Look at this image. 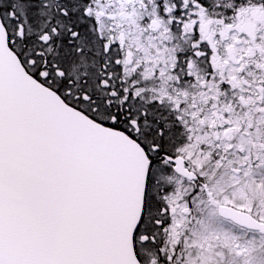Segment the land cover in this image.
I'll return each instance as SVG.
<instances>
[{
	"label": "snow or ice",
	"instance_id": "6c2138e0",
	"mask_svg": "<svg viewBox=\"0 0 264 264\" xmlns=\"http://www.w3.org/2000/svg\"><path fill=\"white\" fill-rule=\"evenodd\" d=\"M0 264H264V0H0Z\"/></svg>",
	"mask_w": 264,
	"mask_h": 264
}]
</instances>
